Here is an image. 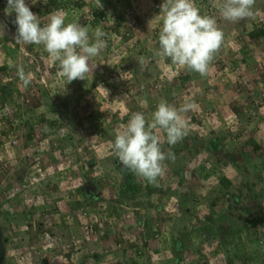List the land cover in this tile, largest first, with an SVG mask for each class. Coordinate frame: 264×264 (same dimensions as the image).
<instances>
[{"label":"rangeland","instance_id":"obj_1","mask_svg":"<svg viewBox=\"0 0 264 264\" xmlns=\"http://www.w3.org/2000/svg\"><path fill=\"white\" fill-rule=\"evenodd\" d=\"M25 2L42 21L46 22L52 10H59L67 14L66 22L78 19L84 25H89L85 19L92 10L109 14L108 9L118 8L124 13L128 2L133 11L124 17L122 27L131 41L124 45L121 37H113L115 41L93 58L97 63L93 74L67 84L42 46L15 41V25L5 22L7 0H0L2 264H11L9 256L15 264H38L46 259L53 264L51 249L61 242L45 230L58 215L39 212L41 204L53 203L65 212L70 230H77L75 246L61 244L65 252L73 253L63 264L110 262L131 239L146 245L142 248L146 255L142 260L146 261L138 264H263L264 225L260 217H264V198L256 194L264 188V38L239 40L235 26L219 15L211 0H195L202 14L215 16L224 34L208 74L201 76L154 55L159 48L158 14L163 1L100 0L102 8L97 0ZM259 6L257 15L264 19V0ZM112 16L108 15L109 27L114 26ZM240 53L242 66L237 60ZM141 56L145 57L143 67L137 62ZM10 60L23 64L31 74L26 89L16 69L8 67ZM240 74L243 79H238ZM203 90L204 96L196 93ZM161 99L176 106L189 99L194 107L183 113L189 132L172 146L176 152L170 147L175 159L164 161L165 174L154 185L125 174L110 148L115 130L125 125L133 112L150 117ZM230 104L237 106L236 112ZM9 123L14 126L12 133ZM210 130L226 135L220 146L233 149L236 163L244 162L242 171L228 164L215 165L214 158L222 159L221 149L216 155L205 152L193 158ZM161 136L164 138L163 132ZM247 139L256 141L260 150L243 145ZM166 144L162 148L169 152ZM183 165V174H188L181 183L174 176ZM16 172L24 176V186L12 177ZM222 175L231 183L221 184ZM251 176L257 180L247 191L243 185L249 179L251 182ZM55 183L60 189L57 192ZM171 187L175 193L167 194L166 188ZM69 198H76L81 206L71 204ZM182 210H186L184 220L180 218ZM255 213L261 214L259 219ZM95 220L108 229L97 248L91 232ZM118 235L128 242L117 243ZM177 244L188 247L175 256ZM95 249L99 251L96 256L88 255ZM247 259L249 263H245Z\"/></svg>","mask_w":264,"mask_h":264},{"label":"clouds","instance_id":"obj_2","mask_svg":"<svg viewBox=\"0 0 264 264\" xmlns=\"http://www.w3.org/2000/svg\"><path fill=\"white\" fill-rule=\"evenodd\" d=\"M97 2L98 7L102 8L100 0ZM255 2L256 0H211L212 7L224 20L232 22L236 31L238 27L233 22H239L253 15L256 19L259 17L257 15V12L260 13L257 11L259 8L256 13L253 12ZM32 3H36V0H32ZM44 3L46 4L47 0H43L42 4ZM75 5L76 8L77 4ZM4 11L9 17L15 14L11 21L16 27L15 41L24 45L42 46L50 60L59 68L60 75L66 79L67 84L77 79L86 80L90 73L93 74L97 66V63H93V58L98 57L108 46L106 38L108 34L103 30L110 22L108 15L111 13L107 14V11H103L104 14L99 17L96 28L84 25L78 19L66 22L67 14L59 10H52L47 14L46 22L42 21L25 0H7ZM201 12L195 0H163L158 14L161 21L158 33L159 48L154 55L170 60L173 65L206 76L211 62L221 48L224 34L215 16ZM89 14L87 18H90ZM113 20L115 24L116 20L114 18ZM260 23L264 25L262 16L253 24ZM114 34L116 33L113 32L110 40L116 38ZM238 36H240L239 32ZM238 36L236 38H239ZM137 62L143 67L145 57H139ZM8 67L16 69V74L25 89L31 84L32 76L25 71L23 64L10 60ZM251 70L255 71L256 68ZM238 79H241V74ZM196 93L202 96L207 94L205 90ZM193 107L189 99H185L179 106L161 99L150 117H146L143 112H133L127 123L115 130L110 148L118 158L120 169L125 174L134 175L137 179L155 185L158 178L165 174L164 161L175 159V154L171 151L165 152L162 145L167 143L173 146L187 136L189 122L184 118L183 113ZM161 132L164 133V138ZM197 155L202 153H193V158ZM183 167L185 165L181 168ZM91 232L95 236V243L103 237L99 236L92 227ZM123 241L127 243L128 238H122L117 243ZM128 243L127 248L121 250L117 258L110 262L108 260L104 264L126 262L137 264L136 260L146 256L142 250L146 246L144 242L140 240L135 242L131 239Z\"/></svg>","mask_w":264,"mask_h":264},{"label":"trees","instance_id":"obj_3","mask_svg":"<svg viewBox=\"0 0 264 264\" xmlns=\"http://www.w3.org/2000/svg\"><path fill=\"white\" fill-rule=\"evenodd\" d=\"M160 1H163V0H160ZM205 1V0H204ZM130 3L132 2V1H129ZM127 5H129V6H127V5H125V11L126 12H124V13H119V11H118V8H113V10H111V9H108V10H110V13H111V15H113L112 17L116 20V23L115 24H113L114 25V27H104L103 28V30L108 34V36L106 37L107 38V41H108V44H110L111 42H114L115 40H110V36L113 34V32H115L116 34H114V35H116V37L117 38H119V37H121V42H122V44H124V45H127L131 40H129V38H130V36L128 37V33L127 32H124L123 31V28L124 27H122L123 26V22H124V17L125 16H127V13L129 12V13H132V9H131V7H132V5H130L128 2L126 3ZM78 5L79 6H81L82 4L81 3H79L78 2ZM103 7V6H102ZM135 7V6H134ZM260 6H257V8H256V10L259 8ZM136 8V7H135ZM124 9V8H123ZM137 9V8H136ZM96 10V9H95ZM50 11V10H49ZM107 11V10H106ZM102 14H104L103 12L101 13L99 10H97V11H91V13L89 14L91 17L90 18H86L85 20L86 21H88L89 23V25L91 26V28H93V27H95L96 25H97V22H98V19H99V17L102 15ZM12 19H14V15L12 16V17H9V16H5V22L8 24V25H14L11 21H12ZM84 20V21H85ZM101 20V19H100ZM243 19L242 20H240L239 22H233L237 27H238V29L240 30V28H242L243 27V29H242V31L244 30V32H242L241 30V34H245V28H244V25H243ZM130 23V22H129ZM240 26H242V27H240ZM132 27H133V24H132ZM247 35H248V37L249 38H251L252 39V41H258V40H262V38H264V25L262 24V23H260V24H255L254 25V27H253V30H252V32H247ZM118 41H120V40H118ZM242 59H243V57H242ZM124 61V60H123ZM153 62L154 61V59L152 58V59H150V62ZM149 62V63H150ZM3 68V67H2ZM129 71H133V70H129ZM137 71V68H135L134 69V72H136ZM133 73V72H132ZM185 78H188L187 76H184V78L183 79H185ZM171 98V97H170ZM170 98L168 97L167 98V100L169 101L170 100ZM194 98V97H193ZM230 107H231V109L234 111V112H236L237 111V109H236V107L237 106H235V104L233 105V104H230ZM3 115H6V114H3ZM2 116H0V118H1ZM1 120H4V121H6L7 120V117L5 118V119H1ZM10 124V126H9V132L10 133H12L14 130H13V127L14 126H12V124L11 123H9ZM225 134H216V133H214V131L213 130H210L209 131V135L207 136V137H205V138H203V139H201L200 140V143H199V145H200V147L199 148H197V149H195L196 151V153H194V154H199V153H202V154H205V152L207 153V152H209V153H213L214 155H216V154H218L219 152V149H221L222 150V148H223V146H220V143L222 142V140L225 138ZM219 139H220V141H219ZM220 142V143H219ZM246 144H248V145H252V149L253 150H260V148H261V146L256 142V141H253V140H246V141H244L243 142V145H246ZM166 146L169 148V151H170V147L173 149V151L174 152H176V149H174L172 146H169L168 144H166ZM226 149V150H225ZM225 149H223L222 150V154H219L220 156H222V159H220L219 160V157L218 158H214V163H215V165H220L221 163H223L222 165H220V166H225V165H227L228 164V167H233V166H236L237 167V169L238 170H240V171H242L243 169H244V167H245V165H244V162L243 163H241V164H237L236 163V158H234V157H232V153H233V149L232 148H225ZM236 157V156H235ZM211 159H213V158H211ZM222 160V161H221ZM236 160V161H235ZM187 163L188 164H190L191 162L190 161H187ZM246 164V163H245ZM202 165V164H201ZM239 165H241V166H239ZM239 166V167H238ZM222 168V167H221ZM176 176H174V178L176 179V181L177 182H181V183H184L183 182V178H184V175L185 174H183V172H184V168H177L176 170ZM257 174V173H256ZM244 175L246 176V173H244ZM178 176V177H177ZM12 177L14 178V180H16L17 181V183H18V185L19 186H24V184H21V182L23 181V177L24 176H21L20 174H18L17 172L16 173H14L13 175H12ZM254 176H251V179L253 178ZM220 178H221V180H220V182H221V184L223 183V185H227V184H230L231 183V180L230 179H228V178H226L225 177V175H222V176H220ZM25 180V179H24ZM256 180L257 179H252L251 180V182H250V179L246 182V183H244V185H243V188H245L247 191L248 190H251V183H252V181H253V183H255L256 182ZM250 182V183H249ZM247 183H249V184H247ZM54 189H55V191L57 190H59V187L57 186V184L55 183L54 184V187H53ZM263 191H264V188H261ZM166 190H167V194H174L175 193V189H173L172 187L171 188H166ZM260 192V193H257L256 194V196H259V197H261V198H264V192ZM68 193H70V191L68 190L67 191ZM188 197V196H187ZM251 198H252V196H251ZM69 202L71 203V204H74V205H76L77 207H79V206H81V204H80V202L76 199V198H69ZM39 209H42V210H40L39 212H41L43 215H50V214H57L58 216H57V218L58 219H55L50 225H49V228H47L45 231H47V233H49V234H51V235H53V238L55 239V240H59L61 243H58V247H56V248H52L51 249V259H54L53 261L54 262H52L53 264H63V263H65L66 261H70L71 260V258H72V255H73V253L72 252H65L64 250H63V248H62V246H61V244H70V246H75V244H76V239H77V236L75 235V231H77L75 228L72 230H70V225L69 224H67V222H66V220L64 219V217L66 218V215H65V212H63V210H61L60 208H59V211L57 210L58 209V206H56V204L54 203V204H41L40 205V208ZM184 212H186V210H182V214H181V216H180V218L181 219H183L184 220V218L186 217V216H184ZM116 215H118V213H116ZM255 219H259V216H261V214L260 213H255ZM258 217V218H257ZM260 219H261V223H262V225H264V217L263 218H261L260 217ZM104 223H106L105 225H108V220H104L103 221ZM98 224V221L97 220H95L94 222H93V226H92V229H94L95 231H96V233L99 235V236H101L102 234H101V231H103L102 233L104 234H106L107 232V228H101L102 226H100L99 227V224ZM215 231H216V227H215V229H214ZM55 231V232H54ZM238 231V230H237ZM231 232H232V230H231ZM234 232H236L235 231V229H234ZM57 236V237H56ZM118 239L119 240H122V237L120 236V235H118ZM117 239V240H118ZM99 241V240H98ZM128 242V241H127ZM129 244V243H128ZM86 247H87V245L85 244V247L83 248V251L86 249ZM187 247L188 246H179L178 244H177V248H176V250H175V256H177L178 254H180V252H182L183 251V249H187ZM73 248V247H72ZM197 248H198V246H197ZM193 249V251H195L196 250V248H192ZM73 251H74V248H73ZM103 251H105L104 249H103ZM99 253V251H97L96 249L95 250H92L90 253H88V255H92V254H94V256H96L97 254ZM103 254V253H102ZM102 254H100V255H102ZM86 256V254H84L83 255V257H85ZM4 258H5V250L1 247V249H0V264H2V262H3V260H4ZM179 259V256L178 257H175V260H178ZM9 261L11 262V264H15L13 261V258H11L10 256H9ZM249 260L247 259V260H245V263H249L248 262ZM38 264H51V261L50 260H48V259H46V260H43V261H38ZM108 264H116V263H108ZM124 264H133V262H126V263H124ZM264 264V263H263Z\"/></svg>","mask_w":264,"mask_h":264},{"label":"crops","instance_id":"obj_4","mask_svg":"<svg viewBox=\"0 0 264 264\" xmlns=\"http://www.w3.org/2000/svg\"><path fill=\"white\" fill-rule=\"evenodd\" d=\"M260 1V0H259ZM259 1L258 0H256V2H255V5H254V8H253V12H255L256 13V8H257V6H259ZM253 18H254V15H253V17H250V18H247V19H243V25H244V28H245V34H241L242 32H244V30L242 31V29H243V27L242 26H240V27H242V28H240V30L242 31H240L239 29H237L238 30V32H239V34H240V36H238L239 38V40H241V38H243V39H245V40H252L251 38H247V35H246V32H252V31H250L252 28L251 27H253V23H255L256 22V20H254V21H252L253 20ZM252 19V20H251ZM237 56V55H236ZM238 58H237V60H238V62H239V64H240V66H242V54L240 53V55H238L237 56ZM241 79H243V77L241 76ZM256 129H258V128H256ZM60 190V189H59ZM56 192H57V190H56ZM96 198H97V196H95ZM58 201L59 202H64V201H62V198H59L58 199ZM80 202V201H79ZM54 204V203H53ZM81 204V203H80ZM106 239V238H105ZM103 237L102 238H100L99 239V241L97 240V243H96V248L98 247V245L100 246V245H102L103 244V241L105 240ZM107 241V240H106ZM154 248V247H153ZM153 250H156V248H154ZM144 257L145 256H143V257H141V258H139L138 260H136L137 261V264L140 262V263H143L144 261H146V260H142V259H144Z\"/></svg>","mask_w":264,"mask_h":264}]
</instances>
